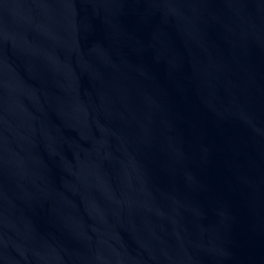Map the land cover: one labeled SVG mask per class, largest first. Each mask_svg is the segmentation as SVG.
I'll use <instances>...</instances> for the list:
<instances>
[{
    "label": "water",
    "instance_id": "95a60500",
    "mask_svg": "<svg viewBox=\"0 0 264 264\" xmlns=\"http://www.w3.org/2000/svg\"><path fill=\"white\" fill-rule=\"evenodd\" d=\"M0 264H264V0H0Z\"/></svg>",
    "mask_w": 264,
    "mask_h": 264
}]
</instances>
